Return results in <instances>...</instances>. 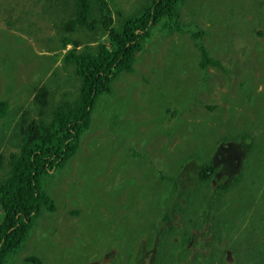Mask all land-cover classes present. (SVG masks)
Segmentation results:
<instances>
[{"label":"rangeland","instance_id":"rangeland-1","mask_svg":"<svg viewBox=\"0 0 264 264\" xmlns=\"http://www.w3.org/2000/svg\"><path fill=\"white\" fill-rule=\"evenodd\" d=\"M149 1L112 0L115 22L120 21L116 11L132 14ZM72 5L68 0H0V97L10 101L4 121L13 111L20 114L25 106L32 109V95L21 96L14 78L24 84L36 69L50 91L58 89L56 99L61 100L69 85L64 77L66 82L60 88L59 76L52 77V71L61 65L53 56L60 58L72 49L64 40H89L63 31ZM180 11L185 31L159 30L145 43L135 71L119 74L112 94L97 101L90 127L80 138L79 153L63 170L43 179V189L53 191L58 208L45 212L39 225L36 221L23 255H36L43 264L52 260L58 264H171L184 254L192 260L187 258L184 264H220L213 245L203 249L200 258H192L187 250L179 253V244H167L174 252L161 253V239L172 241L173 237L178 242L188 237L183 249L199 251L197 239L218 243L227 252L232 247V264H257L245 260L254 243L261 244L258 248L264 258V186L249 191L252 195L256 191L253 199L237 203L236 208L234 200L233 205L213 206L209 212L212 221L200 216L198 207L185 219L178 204L182 198L171 193L168 204L175 184L167 177L176 176L179 191H190L196 183L190 174L211 157L216 166L224 165L222 171L249 173L247 188L257 175L264 184V142L258 139L264 138V107L260 110L244 99L251 93L255 99L264 98V0H187ZM200 30L205 32L202 42L211 55L220 58L225 70H232L225 74L222 68H208L211 83L203 94L194 84L203 80L200 52L192 39V33ZM88 43L110 47L107 35ZM113 95L124 97L126 105ZM19 103L21 107H17ZM214 105L215 109L209 108ZM31 116H36L34 111ZM241 135L253 147L248 155L246 147L235 140ZM119 171L126 172L123 182L129 187L121 194H110L119 184ZM185 174L183 182L180 177ZM134 179L137 184L131 183ZM132 188L134 195L130 196ZM196 195L204 196L202 192ZM167 204L170 209L165 210ZM243 204L249 206L246 215ZM148 206L154 209L151 214ZM75 209L79 216L72 212ZM167 212L172 220L180 216L179 226L178 222L172 225V220L163 222ZM216 217L225 224L216 226L215 233ZM49 219L57 225L56 233L42 230ZM138 220L142 224L135 229ZM123 222L130 228L121 226ZM108 225L118 230L107 229ZM154 225L160 229L157 234ZM168 228L172 229L170 236ZM112 242L111 249L104 250ZM193 243L196 245L190 247ZM20 264L28 262L20 260Z\"/></svg>","mask_w":264,"mask_h":264},{"label":"trees","instance_id":"trees-1","mask_svg":"<svg viewBox=\"0 0 264 264\" xmlns=\"http://www.w3.org/2000/svg\"><path fill=\"white\" fill-rule=\"evenodd\" d=\"M68 1L73 3L74 9L70 10L69 20L62 24L63 31L71 35L78 34V37H89V40L85 42L64 40L63 43L70 42L72 49L66 51L60 58L57 55L53 56V61H60L61 65L52 71V77L59 76V81L62 82L59 85L60 88L66 82V79L63 80L64 77H67L69 85H66L61 100L56 99L58 89L54 92L50 91L45 81H40L38 69L34 70L32 77L24 84L14 78L16 87L19 89L18 93L21 96L27 98L32 95V109L25 106L20 114L13 111V114L4 121L3 119H6L9 114L10 101L8 98L0 97V142H2L0 144V264H20V260H26L28 264H43L39 257L23 255L36 221L39 225L38 220L44 217L45 212L50 214L58 208L53 191L47 192L43 189V179L63 170L79 153L82 141L80 138L90 127L97 101L101 96L112 94L113 84L119 74L120 76L124 73L130 75L135 71V63L144 49L145 43L153 38L159 30L185 31L181 23L180 6L187 0H150L135 13L128 15L116 11L118 19H120L118 23L115 22L114 11L110 6L112 0ZM261 32L260 30V34ZM104 35L108 36L110 47L104 43H98L97 46L88 43L97 42ZM204 35L205 32L202 30L195 34L192 33V39L196 43V48L199 49L201 58L200 67L203 80L202 82H194L200 94V90H203V94L210 87L212 74L208 72V68L224 69L220 58L212 56L211 51L202 42ZM49 66L50 64L47 65V67ZM226 71L232 70L230 68L225 70V74H228ZM8 81V87H11L10 80ZM56 81L53 80V82ZM201 87H204L205 90ZM60 88L58 94L62 92ZM113 96L125 104L126 99L124 97L121 95ZM244 99L249 104L257 105L260 110L264 107L262 103L264 98L255 99L253 93ZM21 106L20 103L17 105V107ZM209 108L215 109L216 105ZM33 111L36 116H31ZM240 138L235 140L246 147L248 155L252 152L253 147L245 142L242 135ZM258 139L262 143L264 142V138ZM261 149L263 148L261 147ZM262 155L264 156V153ZM133 156L138 157L139 154L134 153ZM221 166H216L210 157L205 159L199 168L193 167L195 171L190 176L191 179L196 178V183L190 191H179L180 183H178V179H175L176 176H167L169 181L175 184L173 191H170L168 204L171 201V193H174L182 198V203L178 202L182 210L180 216L186 219L189 217V211L198 207L201 211L200 216L203 215L205 219L212 221L209 212H212L213 206L233 205L235 201L236 208L237 203L242 204L245 200L250 202L259 187L264 186L261 178L257 175L252 178L254 181L250 182L251 188H247L246 180L249 173L241 174L240 170L237 175H233L231 171H222ZM186 176L187 174L182 175L180 180L185 182ZM117 177L120 178L117 181L119 184L110 194H121L125 188L129 187L127 183L123 182L126 177L125 171H119ZM137 180L134 179L131 183L137 184ZM59 184H61V180ZM170 188L171 183L168 189L170 190ZM254 188L256 191L252 195L249 191ZM200 192L204 194L203 197L196 195ZM129 193L130 196H133L134 189L132 188ZM243 193L246 194L245 197ZM236 196L238 198L233 199ZM246 203L248 204V202ZM168 204L165 210L170 209V207L167 208ZM125 206L126 204H123V207ZM244 207L246 209L244 215H246L249 206L245 205ZM148 209L149 214L154 210L153 207L150 208L149 206ZM72 212L79 216L77 209ZM180 216L172 220L167 212L163 222L168 223L172 220V225L178 222L179 226ZM188 221L192 223L194 219ZM48 223L47 227L42 226V230L44 231L45 228L56 233L58 228L54 220L49 219ZM141 224L142 222L138 220L135 229H138V225ZM144 224L149 229L152 227L149 223ZM220 224L225 223L217 218L213 232L216 233L214 228ZM121 226L130 228L125 222ZM106 228L118 230L112 225H108ZM158 230H160L159 227L154 225L153 231L157 234ZM178 232L182 233L181 229H178ZM167 234L172 235L171 228H168ZM185 235H188L186 230ZM115 239L116 237L113 242ZM171 239L172 241L161 239L162 243L159 248L164 256L166 251L174 252V250L167 248V244L174 247L179 244L178 252L185 253L187 250L192 258L199 257L203 254V249L213 245L217 252L216 257L220 259V264H232L230 262L233 258L235 259L232 247H229L227 252L218 243H207V241L197 239L200 250L194 252L195 249L194 251L190 248L183 249V245L190 240L188 237L184 240L181 238L178 242H175L173 237ZM95 242L101 244L99 238H96ZM113 242L107 245L104 250L111 249ZM261 243L264 246L262 240ZM258 247H261V244L256 245L254 243L253 251L249 255L246 254L245 260L264 264V258H261L262 253ZM182 255L176 256L178 261L171 264L179 262L184 264L187 258L191 260L186 255L181 257ZM50 264H58V260H52ZM160 264H165V262Z\"/></svg>","mask_w":264,"mask_h":264},{"label":"flooded vegetation","instance_id":"flooded-vegetation-1","mask_svg":"<svg viewBox=\"0 0 264 264\" xmlns=\"http://www.w3.org/2000/svg\"><path fill=\"white\" fill-rule=\"evenodd\" d=\"M235 164H236V165H235L234 167H236V166H237V162H235ZM223 167H224V165H222V168H223ZM193 245H194V243H193V244H190V247H191V246H193ZM184 249H186V246H185V248H184ZM188 249H189V248H188ZM196 251H198V249H195V251H194V252H196Z\"/></svg>","mask_w":264,"mask_h":264},{"label":"clouds","instance_id":"clouds-1","mask_svg":"<svg viewBox=\"0 0 264 264\" xmlns=\"http://www.w3.org/2000/svg\"><path fill=\"white\" fill-rule=\"evenodd\" d=\"M243 206H244V204H243ZM245 214V213H244ZM33 256H35V257H37L36 255H33ZM41 259V258H40ZM39 264V263H38Z\"/></svg>","mask_w":264,"mask_h":264}]
</instances>
